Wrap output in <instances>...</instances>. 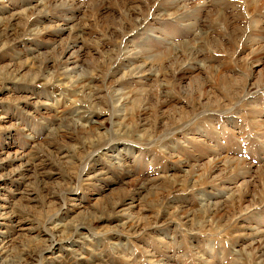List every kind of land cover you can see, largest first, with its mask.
Listing matches in <instances>:
<instances>
[{
    "label": "rangeland",
    "instance_id": "rangeland-1",
    "mask_svg": "<svg viewBox=\"0 0 264 264\" xmlns=\"http://www.w3.org/2000/svg\"><path fill=\"white\" fill-rule=\"evenodd\" d=\"M0 264H264V0H0Z\"/></svg>",
    "mask_w": 264,
    "mask_h": 264
}]
</instances>
